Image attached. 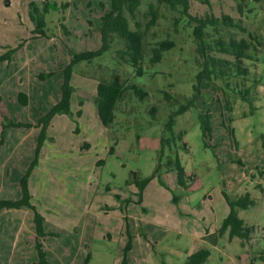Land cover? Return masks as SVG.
I'll return each instance as SVG.
<instances>
[{"label": "rangeland", "instance_id": "rangeland-1", "mask_svg": "<svg viewBox=\"0 0 264 264\" xmlns=\"http://www.w3.org/2000/svg\"><path fill=\"white\" fill-rule=\"evenodd\" d=\"M16 1H4L0 10V17L7 18L0 27V54L12 48L11 55L18 56L2 67L0 120L6 114L34 124L59 99L60 69L72 53L99 47L95 26L109 1L54 0L58 9L44 14L43 37L30 33L31 25L25 29L30 21L24 0ZM240 1L190 0V14H228L235 24L205 28L207 64L213 72L209 79L197 76L204 60L196 50L194 23L155 0H142L136 12L141 29L150 19L147 4L158 12L156 24L145 31L143 74L136 76L117 55L123 41L115 35L101 56L73 67L71 115L51 118L27 180L44 234H35L30 209L2 211L0 264H30L36 259L35 240L48 264H184L200 248L209 250L203 264H264V0H244L238 11ZM61 3L66 7L60 8ZM124 14L134 29L126 10ZM14 15L20 23L15 19L19 26L12 28ZM230 38L248 43L239 65L243 71L231 65ZM162 39L174 46L160 62L151 63V47ZM212 60L226 67L212 66ZM48 72L52 74L40 77ZM114 74L147 95L140 99L126 90L107 128L97 116L95 90L99 80L109 81ZM18 92L26 93V105L18 101ZM184 105L174 115L172 131L166 130L170 114ZM205 113L210 114L211 132L203 136L199 115ZM3 128L0 159L7 164L9 185L20 181L33 159L40 125ZM171 136L161 148L160 138ZM175 157L184 168L185 186L172 170ZM145 178L140 191L136 181ZM223 191L232 198L247 192L253 200L237 209L251 228L247 240L229 239L227 231L218 234L228 212Z\"/></svg>", "mask_w": 264, "mask_h": 264}, {"label": "trees", "instance_id": "trees-1", "mask_svg": "<svg viewBox=\"0 0 264 264\" xmlns=\"http://www.w3.org/2000/svg\"><path fill=\"white\" fill-rule=\"evenodd\" d=\"M108 8L101 15V24L99 26V42L100 45L96 49H86L78 52H73L69 61L61 67L62 81L60 84V95L59 99L52 103L50 108L40 115L37 122L32 124L30 122L13 121L8 115L2 114L0 120V144L3 143V127L14 126V127H36L40 125V133L38 138V143L36 145L35 154L33 159L29 163L25 173L20 178V198L18 199H1L0 198V211L5 209H18L26 207L30 209L33 213V223L34 230L37 236H42L43 231V218L38 213L36 208L31 204V195L27 188V180L29 178V173L34 165L37 164L38 152L42 144L45 128L50 123L51 118L55 114H68L71 115L70 111V96L72 92V87L70 85V79L73 71V67L80 61L90 62L93 58L101 56L105 51L110 49L111 41L113 35L120 38L123 41V48L117 50V55L122 59H125L130 66L133 68L135 75L143 74L144 70L142 67V62L145 60L144 54V36L145 31L149 26L155 25L158 12L157 8L154 7L153 3L147 4V11L145 15H149L150 19L146 22L144 29H141V23L136 20V12L142 0H108ZM159 5H166L172 11H178L182 15L186 16L190 21L194 23L193 26V36L196 40V50L201 58L204 60V66L201 71L198 72L197 76L200 79H209L210 75L213 74L211 68L208 66V56L206 55L207 43L205 41V28L213 27L215 28L218 23H222L226 26H233V18L228 14H220L219 16H214L213 14H205L203 16H196L189 13L190 0H155ZM244 0H241L237 4L238 11H241L243 7ZM67 3H61L60 8H65ZM41 6V7H40ZM49 9H58V6L54 0H47L42 3L35 2L31 0L28 3V19L32 24V29L30 33L36 35V37L45 36V17L44 14ZM128 12L131 20L134 22V29L129 26V18L124 14V11ZM62 27H64L62 25ZM221 44V43H220ZM227 45L230 47V53L233 57V64L231 62L224 60L225 64L235 65L238 70L243 71L240 68L242 60L246 58L245 50L249 47L248 43L243 40H236L230 38ZM174 46L172 40L162 39L157 40L151 47V55L148 58L151 63L160 62L162 55L165 51H168ZM12 48L8 51L0 54V62L3 60H8L12 53ZM229 51V50H228ZM125 55L127 57H125ZM215 62V63H214ZM223 61L212 60V66L218 65L220 68H225L226 66L222 64ZM231 70V68H227ZM221 74L226 75L225 70L219 69ZM52 73L41 74L40 77L44 78L50 76ZM126 90H130L135 96L142 99L147 95V92L141 87L137 86L135 83L121 80L120 76L117 74L112 75V79L109 81L99 80L96 84L95 90V107L97 111V116L105 127H109L114 120V110L116 103L123 97ZM247 93V90L244 91ZM244 92L242 95H245ZM18 101L24 106L27 103V95L25 92L17 93ZM1 100V99H0ZM190 103V102H189ZM228 104V100L225 101ZM186 109V105L181 106L173 114H170L167 122L165 123V128L168 131H172V126L174 123V115L182 113ZM210 114H200L199 120L202 130V135H209L211 132L210 124ZM173 137H169L166 140L160 138V147L163 148L166 143H169ZM166 142V143H165ZM162 152V151H161ZM160 152V153H161ZM172 170L175 171L176 181L179 185L185 186L186 178L183 166L180 164L177 157L173 159ZM134 176L136 174L134 173ZM137 178V176H136ZM148 179H138L136 183L139 186L140 191L143 189L144 185L147 183ZM223 197L228 205V212L222 218L220 226L218 228V234L223 232H228V238L231 239L235 236L240 237L244 240L249 238L251 228L246 226L243 219L237 215V209H246L248 206L253 205V200L250 198L249 193L245 192L237 197H230L225 191L222 192ZM36 239V238H35ZM34 248L36 251V259L30 264H48V259L46 252L39 240H35ZM209 255V250L206 248H200L195 252L191 253L187 257V261L184 264H203ZM89 258L87 255L86 260ZM124 259L122 262H124ZM125 264V262H124Z\"/></svg>", "mask_w": 264, "mask_h": 264}, {"label": "crops", "instance_id": "crops-1", "mask_svg": "<svg viewBox=\"0 0 264 264\" xmlns=\"http://www.w3.org/2000/svg\"><path fill=\"white\" fill-rule=\"evenodd\" d=\"M5 1V3H7L6 5H9V4H11L14 0H0V10H2L3 9V7L4 6H6V5H4L3 6V2ZM31 0H24L23 2H24V4H25V12H24V14H25V18H26V21L28 20V3L30 2ZM67 1H74V0H67ZM16 2H19V0H17ZM105 6V5H104ZM104 8V7H103ZM107 8H108V6L106 7V8H104V10H107ZM103 10V11H104ZM17 14H18V12H17ZM16 14V15H17ZM2 20H0V23H1V25H0V27H3L2 26V24H6V21H7V18L6 19H3V16L2 17H0ZM15 19H16V21L18 20V22L20 23V21H19V17L17 16H15L14 15V18H12V20L10 21V25L12 26V28H15V27H17V26H19V24H18V22H15ZM27 23L28 24H26L25 23V29H28L29 28V25H31V27H32V24H30L28 21H27ZM99 26H100V24L98 23L96 26H95V28H97V33L99 32ZM30 27V28H31ZM8 28H9V26H8ZM90 28V27H89ZM1 30V29H0ZM90 31V30H89ZM89 31L87 32V33H89ZM81 35V34H80ZM88 35V34H87ZM53 41V40H52ZM15 42V41H14ZM23 48V47H22ZM17 57L18 56H16V55H11L10 56V58L8 59V60H4V61H1L0 62V76H2V74H3V69H2V67H6V62L8 63L9 61H12V60H14V59H17ZM69 59H70V57H69ZM69 61V60H68ZM67 61V62H68ZM66 62V63H67ZM65 63V64H66ZM64 64V65H65ZM18 72H19V70H18ZM18 72H17V74H18ZM16 74V73H15ZM20 82H22V78L21 79H19V83ZM58 82H59V84H61V80L60 79H58ZM56 91V90H55ZM59 95H60V90H59ZM55 97H58V94L55 92ZM0 103H4V101H0ZM7 114H8V112H6ZM34 129L35 127L33 126V127H31L29 130H31V129ZM3 158V159H2ZM1 159H0V198L1 199H13L14 197V199H17L19 196H20V186H19V181H18V183H13V184H7L6 183V179H8V172H7V164H6V162H5V159H4V157H2ZM19 167V166H18ZM19 169L21 170V171H23L20 167H19ZM19 195V196H18ZM18 196V197H17ZM9 210H15V209H9ZM2 211H4V210H2ZM2 211H0V213L2 212Z\"/></svg>", "mask_w": 264, "mask_h": 264}, {"label": "built area", "instance_id": "built-area-1", "mask_svg": "<svg viewBox=\"0 0 264 264\" xmlns=\"http://www.w3.org/2000/svg\"><path fill=\"white\" fill-rule=\"evenodd\" d=\"M33 1L38 2V3H42V2H45L47 0H33Z\"/></svg>", "mask_w": 264, "mask_h": 264}]
</instances>
